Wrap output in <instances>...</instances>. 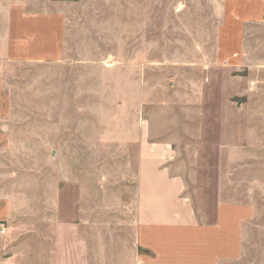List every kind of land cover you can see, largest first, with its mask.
I'll return each mask as SVG.
<instances>
[{"label": "rangeland", "instance_id": "rangeland-1", "mask_svg": "<svg viewBox=\"0 0 264 264\" xmlns=\"http://www.w3.org/2000/svg\"><path fill=\"white\" fill-rule=\"evenodd\" d=\"M33 4L62 16L64 46L60 61L1 67L11 109L0 193L13 202L3 234L17 263L54 264L66 200L88 264L135 263V158L148 126L172 142L195 201L252 205L233 264H264V20L245 26V58L232 65L218 59L223 0Z\"/></svg>", "mask_w": 264, "mask_h": 264}, {"label": "crops", "instance_id": "crops-1", "mask_svg": "<svg viewBox=\"0 0 264 264\" xmlns=\"http://www.w3.org/2000/svg\"><path fill=\"white\" fill-rule=\"evenodd\" d=\"M221 15L218 59L240 64L245 58V26L264 20V0H223ZM63 31L62 16L40 11L33 0H0V149L9 144L11 109L2 64L62 60ZM175 156L171 141L157 139L148 126L142 127L135 158L134 264H233L243 255L252 205L222 201L215 194H203L195 201L186 192L183 174L175 168ZM68 201L64 203V219L54 223L52 259L54 264H88L87 242L68 217ZM12 216L11 198L0 193V224L7 225ZM9 226L8 236L12 231ZM3 233L0 264H18Z\"/></svg>", "mask_w": 264, "mask_h": 264}, {"label": "built area", "instance_id": "built-area-1", "mask_svg": "<svg viewBox=\"0 0 264 264\" xmlns=\"http://www.w3.org/2000/svg\"><path fill=\"white\" fill-rule=\"evenodd\" d=\"M5 231V226L3 224H0V234H2Z\"/></svg>", "mask_w": 264, "mask_h": 264}]
</instances>
